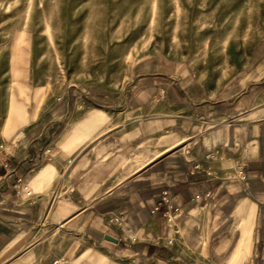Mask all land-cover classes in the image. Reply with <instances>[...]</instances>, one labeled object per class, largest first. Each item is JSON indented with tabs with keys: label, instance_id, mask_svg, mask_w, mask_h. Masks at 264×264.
<instances>
[{
	"label": "crops",
	"instance_id": "obj_1",
	"mask_svg": "<svg viewBox=\"0 0 264 264\" xmlns=\"http://www.w3.org/2000/svg\"><path fill=\"white\" fill-rule=\"evenodd\" d=\"M59 258L264 264V33L220 83L149 54L121 89L66 88L22 126L0 168V264Z\"/></svg>",
	"mask_w": 264,
	"mask_h": 264
},
{
	"label": "rangeland",
	"instance_id": "obj_2",
	"mask_svg": "<svg viewBox=\"0 0 264 264\" xmlns=\"http://www.w3.org/2000/svg\"><path fill=\"white\" fill-rule=\"evenodd\" d=\"M264 33V0H0V142L69 87L121 89L168 54L220 83Z\"/></svg>",
	"mask_w": 264,
	"mask_h": 264
},
{
	"label": "built area",
	"instance_id": "obj_3",
	"mask_svg": "<svg viewBox=\"0 0 264 264\" xmlns=\"http://www.w3.org/2000/svg\"><path fill=\"white\" fill-rule=\"evenodd\" d=\"M11 156H12V148L9 147L7 144L0 142V168H4L7 171V167L9 165V162L11 160ZM18 181L21 182L22 178H18ZM25 188L27 189V186H25ZM30 192V191H28ZM162 203H166L168 205L169 203V192L167 190H165L163 192V200ZM160 205H157L155 207L154 211H157L159 209ZM167 216L169 217V219H171L172 215L169 211H167ZM52 264H69L68 260L65 258H59V259H55L53 261Z\"/></svg>",
	"mask_w": 264,
	"mask_h": 264
},
{
	"label": "water",
	"instance_id": "obj_4",
	"mask_svg": "<svg viewBox=\"0 0 264 264\" xmlns=\"http://www.w3.org/2000/svg\"><path fill=\"white\" fill-rule=\"evenodd\" d=\"M109 239H113L112 237H108Z\"/></svg>",
	"mask_w": 264,
	"mask_h": 264
}]
</instances>
